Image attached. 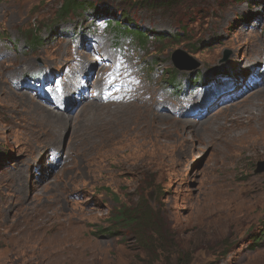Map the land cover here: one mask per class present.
<instances>
[{
	"label": "rangeland",
	"instance_id": "rangeland-1",
	"mask_svg": "<svg viewBox=\"0 0 264 264\" xmlns=\"http://www.w3.org/2000/svg\"><path fill=\"white\" fill-rule=\"evenodd\" d=\"M63 1L0 0V264H264V0Z\"/></svg>",
	"mask_w": 264,
	"mask_h": 264
},
{
	"label": "bare ground",
	"instance_id": "bare-ground-1",
	"mask_svg": "<svg viewBox=\"0 0 264 264\" xmlns=\"http://www.w3.org/2000/svg\"><path fill=\"white\" fill-rule=\"evenodd\" d=\"M16 96H18V95H16ZM21 97L23 98V96H21ZM41 105H40L41 109L43 111H45L46 114H48V117L53 116L56 119V121L60 117H62V115H60L59 113H54L53 111L48 110L47 108L43 107V105L42 106ZM57 110L60 111L61 114L63 113L62 110H59V109H57ZM260 110L261 111H259L257 113H253L250 110L244 111L247 114L248 119L251 118V122H253L252 124L247 125L245 127V131H244L245 136L244 137H242L243 134L239 135L240 138L242 137L241 140L243 141V143L247 144L246 147L248 149L251 148V145L264 146V108H263V110L262 109H260ZM216 116L217 115H215V116L212 115L210 118L206 119L204 125H202L203 126L202 130H204V132H206V135L213 137V138L216 137V134L218 131L219 133H221V136L218 139H220L221 142H225L226 139L229 138L230 135L232 134V132H230V130L233 129V122L236 121L238 119V117L236 114H233V115L224 117L222 120L224 122H222V121L216 122L217 119L221 115H219L217 117ZM227 123L230 125L228 126ZM214 124H216V126H214ZM44 218H45V215L41 216L37 225H40L41 223H43ZM64 227H65L64 224L61 223L59 225L60 231H62L64 229Z\"/></svg>",
	"mask_w": 264,
	"mask_h": 264
},
{
	"label": "trees",
	"instance_id": "trees-1",
	"mask_svg": "<svg viewBox=\"0 0 264 264\" xmlns=\"http://www.w3.org/2000/svg\"><path fill=\"white\" fill-rule=\"evenodd\" d=\"M85 6L90 7L91 4L78 0H64L60 7L61 9L60 11L61 14L68 15L70 12L81 11ZM121 17L124 21H127L129 19L128 16H125L124 14H121ZM107 23H111V22L108 21ZM115 25L117 26L118 30H114V31L119 33V35H123V37L126 38H131L134 41H136V43L138 44L146 45L147 43L146 40L149 38V36L144 34L140 28L134 26L132 22H127V25L126 24L125 25L115 24ZM166 74L169 75L167 76L168 78L166 82L170 84L174 83L175 78L171 76V73L166 72Z\"/></svg>",
	"mask_w": 264,
	"mask_h": 264
},
{
	"label": "water",
	"instance_id": "water-1",
	"mask_svg": "<svg viewBox=\"0 0 264 264\" xmlns=\"http://www.w3.org/2000/svg\"><path fill=\"white\" fill-rule=\"evenodd\" d=\"M173 61H174V64L177 66V67H180V68H185V69H190L192 68L193 66H195V64L193 65L192 63H188L189 61V58L186 56V54L180 50H176L174 52V55H173ZM263 166V168H261ZM262 166H260L256 171L257 172H262L264 171V163H262Z\"/></svg>",
	"mask_w": 264,
	"mask_h": 264
}]
</instances>
